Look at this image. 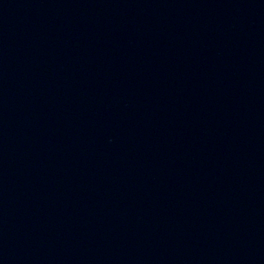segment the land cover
Instances as JSON below:
<instances>
[{
  "label": "water",
  "instance_id": "obj_1",
  "mask_svg": "<svg viewBox=\"0 0 264 264\" xmlns=\"http://www.w3.org/2000/svg\"><path fill=\"white\" fill-rule=\"evenodd\" d=\"M0 264H264V0H0Z\"/></svg>",
  "mask_w": 264,
  "mask_h": 264
}]
</instances>
